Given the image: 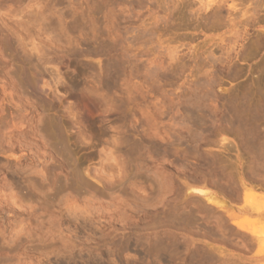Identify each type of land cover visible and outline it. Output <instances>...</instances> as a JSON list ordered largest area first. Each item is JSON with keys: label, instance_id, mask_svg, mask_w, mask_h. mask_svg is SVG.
Segmentation results:
<instances>
[{"label": "rangeland", "instance_id": "obj_1", "mask_svg": "<svg viewBox=\"0 0 264 264\" xmlns=\"http://www.w3.org/2000/svg\"><path fill=\"white\" fill-rule=\"evenodd\" d=\"M263 107L264 0H0V264H264Z\"/></svg>", "mask_w": 264, "mask_h": 264}, {"label": "bare ground", "instance_id": "obj_2", "mask_svg": "<svg viewBox=\"0 0 264 264\" xmlns=\"http://www.w3.org/2000/svg\"><path fill=\"white\" fill-rule=\"evenodd\" d=\"M263 110H264V107H263ZM251 140H253V139H251ZM252 142V141H251ZM259 144H260V142H259ZM242 183V182H241ZM241 185H243V184H241ZM243 187V186H242ZM261 187V186H260ZM254 189V188H253ZM194 191L196 192V193H198V194H202L203 193V191L202 190H200V189H194ZM252 194H254L253 192H252ZM253 196V195H252ZM248 198H250V196L248 197ZM256 198V197H255ZM253 199V198H252ZM214 203H215V205H218V206H220V207H223V206H221L220 204H218L216 201H213ZM217 203V204H216Z\"/></svg>", "mask_w": 264, "mask_h": 264}]
</instances>
